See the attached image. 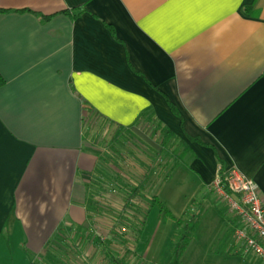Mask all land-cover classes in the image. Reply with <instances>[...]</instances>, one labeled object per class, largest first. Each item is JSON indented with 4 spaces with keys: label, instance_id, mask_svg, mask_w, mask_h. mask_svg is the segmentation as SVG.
Segmentation results:
<instances>
[{
    "label": "crops",
    "instance_id": "obj_1",
    "mask_svg": "<svg viewBox=\"0 0 264 264\" xmlns=\"http://www.w3.org/2000/svg\"><path fill=\"white\" fill-rule=\"evenodd\" d=\"M0 74V264H38L71 232L93 258L90 230H110V214L139 264H175L176 222L147 220L173 167L196 183L177 193L180 216L212 204L205 187L230 169L264 201V0H0ZM104 127L105 149L91 137ZM121 140L126 173L111 175L105 151Z\"/></svg>",
    "mask_w": 264,
    "mask_h": 264
},
{
    "label": "rangeland",
    "instance_id": "obj_2",
    "mask_svg": "<svg viewBox=\"0 0 264 264\" xmlns=\"http://www.w3.org/2000/svg\"><path fill=\"white\" fill-rule=\"evenodd\" d=\"M112 129L110 127H104L102 129H99L96 133H92L91 137L97 146L105 147L110 144V136ZM121 134V133H119ZM118 141V140H117ZM93 143V142H92ZM125 141L122 143H117V146L114 147L111 143L109 148H106L105 153L106 155H112L114 156L109 157L110 165L106 166L107 171L113 175L117 173H126V170L124 168L123 162L121 159L122 154L124 155L127 151L126 146L124 145ZM142 143H139L141 145ZM177 141H174L173 143H170V147H168V144H166V154L169 150L174 151L176 147ZM174 148V149H173ZM109 161V160H108ZM115 167L118 170V172L115 171ZM171 174L168 176L165 180V182H162V185L164 186L167 194L166 196V202L164 203L166 208H162V211H159L158 207H155L151 213L149 214L147 220L149 223H161L164 225V230H168L171 223L174 225L175 221L171 219L170 216L165 215V210L171 209L173 210V215L176 217H179L181 214L179 213L180 210V201L182 197H180L177 193L186 194L188 197L193 193V189L196 185L194 180V175L188 170L185 169L183 171V167H173ZM106 182H103L102 185H100L101 188L109 187ZM160 185V183H159ZM140 186L144 188V182L143 184H140ZM112 188V187H110ZM106 189V188H105ZM201 192V191H200ZM202 193V192H201ZM210 193H214L211 191ZM209 193V194H210ZM143 196L142 190L137 191V195L134 197L135 201L139 202V199L137 200V196ZM187 199V198H186ZM186 199H184L186 201ZM212 204L203 206L201 212H196L194 216L188 213V215H191L194 219V223H196V228L193 230V238L192 243L185 253V257L187 258L188 264L198 263V264H258L261 263L260 259L252 254L242 255L241 253L238 254V256H234L231 253L226 252L227 245L224 244V240L228 233L230 232L229 229V222H231V219L233 218V211H231L228 203L219 195H213L212 197ZM141 201V200H140ZM140 203V202H139ZM141 204H145V201H143ZM130 207L132 209L134 216L136 219L135 221H141L143 218V213L140 211V208L138 207V204L135 205L133 202L130 203ZM115 214V213H114ZM194 214V213H193ZM108 215V214H106ZM116 215V214H115ZM114 216L113 214H110V220H116L115 224H113V227L111 229H107L106 231H103L106 233L105 237L106 242L105 243H99L98 241L94 243L95 245V252L93 253L94 257H92V252L89 251L90 245L92 246V242L89 243V245H82L81 242H78L77 235L74 232H71V234L68 236V241L62 243L61 245L57 246L53 250H50L49 253L40 258V261L38 264H83V262H86L87 264H116V260H119V263L121 264H139L140 260L134 255V252H132V246L130 244H125V241H123V237L127 234V228H125V231H122L121 227L124 226L123 223L120 221V216ZM127 215V214H125ZM148 215V214H147ZM189 216V217H191ZM235 216V215H234ZM108 217V218H109ZM115 217V218H114ZM125 216H121V218H124ZM162 220L163 222H161ZM99 222V221H96ZM137 222V221H136ZM171 222V223H170ZM103 224H108L107 222H102ZM111 223L108 225L110 226ZM102 226L96 227V230L98 232H101ZM114 227H116L114 229ZM135 232L138 231L136 226H134ZM109 230V231H108ZM134 232V231H133ZM162 232V231H161ZM182 234L178 236L179 238L183 237L184 229H182ZM104 233V235H105ZM225 235H218L217 234H223ZM190 238V240H191ZM164 244L160 246V244H156V240L153 242V246H149V250L146 253L148 256L147 258L150 260L152 258V252L156 250L158 246L159 253L156 254L155 259H164L166 256V244L165 239ZM102 244V245H101ZM161 247L164 248V253H162ZM211 248L210 254L205 253V248ZM195 259V260H194ZM198 261V262H197ZM257 261H259L257 263ZM142 264H144V260L141 261ZM185 264V263H184Z\"/></svg>",
    "mask_w": 264,
    "mask_h": 264
},
{
    "label": "built area",
    "instance_id": "obj_3",
    "mask_svg": "<svg viewBox=\"0 0 264 264\" xmlns=\"http://www.w3.org/2000/svg\"><path fill=\"white\" fill-rule=\"evenodd\" d=\"M205 191L221 196L238 218L233 237L240 253L255 255L264 264V201L257 182L230 169L219 174Z\"/></svg>",
    "mask_w": 264,
    "mask_h": 264
},
{
    "label": "trees",
    "instance_id": "obj_4",
    "mask_svg": "<svg viewBox=\"0 0 264 264\" xmlns=\"http://www.w3.org/2000/svg\"><path fill=\"white\" fill-rule=\"evenodd\" d=\"M4 82H5V80L0 74V86L2 84H4ZM223 172L224 171H221L220 174H222ZM165 215L173 218L176 222V225H177V230L174 232V235H173L174 242H173V248H172L171 254H172V261L175 264H179L181 253L186 248L188 242L190 241V238L193 236V230L195 229V226H196V223H194V219L192 217L194 215L191 216V215H188V213H185L180 217H175L170 213V211L168 209L165 210ZM189 216H191V217H189ZM94 229L90 230L91 236H93V238H96L94 242L98 241L99 243H102V244L105 243L106 240L109 238V237L108 238L106 237V233L103 231L98 232L97 230H94ZM121 229H122V231H125L124 226L121 227ZM182 229H184L183 237L178 239V236L182 234V232H181ZM104 233H105V235H104ZM56 236H58V238H59V236H60L59 233H57ZM105 237L107 239H105ZM62 239L63 238H60V240H59L60 243L57 246L62 244ZM92 242H93V240H92ZM51 250H53V249H51ZM116 264H121V263H119V260H116Z\"/></svg>",
    "mask_w": 264,
    "mask_h": 264
}]
</instances>
